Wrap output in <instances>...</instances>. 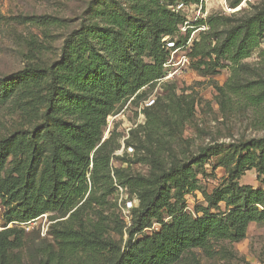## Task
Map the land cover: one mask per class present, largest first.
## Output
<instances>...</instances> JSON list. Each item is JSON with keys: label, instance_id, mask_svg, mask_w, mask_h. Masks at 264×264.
Instances as JSON below:
<instances>
[{"label": "rangeland", "instance_id": "rangeland-1", "mask_svg": "<svg viewBox=\"0 0 264 264\" xmlns=\"http://www.w3.org/2000/svg\"><path fill=\"white\" fill-rule=\"evenodd\" d=\"M138 1L0 0V82L32 65L43 69L31 83L30 78L13 79L7 94H0L7 95L0 103V140L16 130L37 127L34 138L28 137L34 148L33 175H40L45 156L58 142L54 124L82 123L58 113L54 106L59 100H49V70L60 59L66 40L83 27H96L89 40L90 48L107 63L113 62L111 53L104 50V39L114 30L102 13L110 9L133 13ZM232 2L200 0L170 5L167 0H159L161 7L183 18L178 32L164 36V46L169 51L167 74L145 87L147 94L134 101V97L128 99L108 116L103 141L110 138L114 150L109 192L104 196L103 190L98 191L99 198L84 205L73 223L77 229L83 222L93 228L94 223L104 220L105 237L123 248L133 220L132 209L126 207V193L135 201L133 207H139L138 182L175 163L192 169V181L180 201L183 211L192 217L227 212L232 207L227 203L231 181L239 186L264 188L253 164L236 178L231 174L240 145L264 138V102L256 103L250 98L264 90V38L250 56L237 64L208 54L217 36L224 37L229 28L264 5V0H242L237 6H231ZM186 30H191L188 38L183 34ZM167 41L181 44L171 47ZM195 42L202 55H192ZM145 60L150 62L151 58ZM149 99L155 102L147 106ZM129 146L134 150L129 151ZM28 155L26 152L24 157ZM20 157L23 155L10 157L5 176L14 175L13 168ZM118 186L124 189L123 196ZM176 200L177 188L172 186V201ZM6 209L0 194V234L9 231V239L14 241V246L8 248L7 264H40L59 254L56 233L66 227L70 214L57 220L45 213L28 222H7ZM159 228L155 223L142 234ZM173 264H264V221L251 222L241 239H211L208 248L185 251L183 258Z\"/></svg>", "mask_w": 264, "mask_h": 264}, {"label": "trees", "instance_id": "trees-1", "mask_svg": "<svg viewBox=\"0 0 264 264\" xmlns=\"http://www.w3.org/2000/svg\"><path fill=\"white\" fill-rule=\"evenodd\" d=\"M167 1L170 5L200 2ZM241 1L233 0L231 6ZM102 14L114 30L113 35L104 39V50L111 53L113 62L107 63L90 48L89 40L96 27H83L69 36L60 59L49 70L52 78L49 100H59L54 106L58 113L75 117L82 123L60 121L54 124L58 142L45 156L40 175L31 172L34 148L28 141V137L34 138L32 134L37 127L16 130L0 140V194L7 206L6 221L27 222L45 213L57 220L70 214L65 220L66 227L56 233L59 254L40 264H173L183 258L185 251L208 248L211 239L243 238L251 222L264 221V188L239 186L231 181L232 193L227 203L232 207L227 212L221 215L205 212L192 217L180 205L183 191L192 181V169L178 163L138 182L141 185L139 207L132 208L129 238L123 248L105 237L107 223L104 220L94 223L93 228H88L84 222L79 229L73 225L84 205L99 198L98 191L103 190L104 196L109 192L114 150L110 138L103 141L108 116L128 99L134 97V101L147 94L144 88L167 74L164 64L169 51L164 46V36L178 32L183 22L180 13L164 5L161 7L159 0H139L133 13L110 9ZM190 31L183 33L186 38ZM226 33L222 38L216 37L208 54L237 64L250 56L264 38V5ZM175 44L180 46L181 41ZM198 45V42L193 45V56L203 54L197 50ZM145 57L151 61L147 62ZM35 66L19 70L0 82V94H7V86L13 79L30 78L28 83L37 79V73L43 69ZM6 97H0V103ZM250 98L256 103L264 102V90ZM26 152H29L27 159ZM18 155L23 157L16 161L14 175L5 176L10 157ZM249 164L257 168L264 182V138L240 145L232 176L236 178ZM172 186L177 188L175 202ZM155 223L160 225L159 229L142 234ZM8 233L0 234V264H7L8 248L14 246ZM137 234L142 235L135 238Z\"/></svg>", "mask_w": 264, "mask_h": 264}, {"label": "built area", "instance_id": "built-area-1", "mask_svg": "<svg viewBox=\"0 0 264 264\" xmlns=\"http://www.w3.org/2000/svg\"><path fill=\"white\" fill-rule=\"evenodd\" d=\"M181 4H182V3H181ZM182 5H183V4H182ZM186 24H189V23L187 22ZM186 26H187V25H186ZM185 28H186V27H185ZM185 28H184V29H185ZM167 43H168V45L171 46V47H174V46H175V42H174V41H167ZM179 48H180V47H179ZM177 49H178V48H177ZM168 64H169V61H167V62L164 64V66L167 67ZM154 102H155L154 99H149V100L147 101L146 104H147V106H150V105H152ZM128 150H129V151H133L134 148H133L132 146H129V147H128ZM118 187H119V189H120V191H121V196H123V194H124V189H123L122 187H120V186H118ZM124 199H125L126 207H127L129 210L132 209L133 206H134V202H135V201L129 198L128 193H126ZM27 222H28V221H27Z\"/></svg>", "mask_w": 264, "mask_h": 264}]
</instances>
